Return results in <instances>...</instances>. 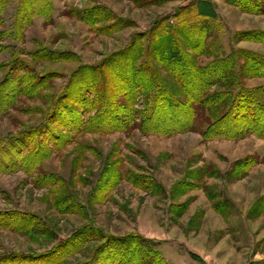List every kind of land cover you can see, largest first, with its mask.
Wrapping results in <instances>:
<instances>
[{"label":"rangeland","instance_id":"rangeland-1","mask_svg":"<svg viewBox=\"0 0 264 264\" xmlns=\"http://www.w3.org/2000/svg\"><path fill=\"white\" fill-rule=\"evenodd\" d=\"M198 1L0 0V263L93 264L98 247L134 236L151 241L145 247L166 264H264V139L146 134L131 126L143 119L145 97L136 96L137 105L130 108L114 88L118 79L112 70L122 69L139 49L153 57L161 50L171 56L172 47L157 37L164 31L160 25L179 24L176 15ZM208 1L217 28L206 42L213 44L212 56L196 57L198 64L238 49L264 55V35L238 37L264 34V13ZM134 41L133 51L123 56ZM112 63L117 64L109 70ZM153 63L164 84L175 87L166 66ZM96 70L104 71L108 85L98 78V93L89 94L85 89ZM31 83L38 84L35 95L28 94ZM243 83L263 86L264 75ZM21 87L23 93L12 94ZM102 87H108L104 96ZM129 110L135 114L129 130L117 131L129 123L123 118ZM105 112L107 119L97 120L108 132L65 131L91 127V120ZM45 125L52 135L41 140L44 159L31 175L14 171L15 141ZM249 158L257 164L239 177L243 165H237ZM37 163L38 158L32 160ZM20 218L32 220L35 228L15 229ZM124 250L122 256L128 254ZM104 255L111 261L113 252Z\"/></svg>","mask_w":264,"mask_h":264},{"label":"trees","instance_id":"trees-1","mask_svg":"<svg viewBox=\"0 0 264 264\" xmlns=\"http://www.w3.org/2000/svg\"><path fill=\"white\" fill-rule=\"evenodd\" d=\"M226 1L238 6L244 12L264 13V2L261 3L259 0ZM215 17V10L211 1H198L195 6H187L176 15L175 18L180 21L179 24L163 25L164 23H161L162 25L160 26H164V31L157 37L161 43L164 42L167 46L172 47V49L168 50L171 54L170 57L167 56L168 54L166 55L164 50H161V56L153 57L150 50L145 55L144 51L142 52L139 49L131 59H128V63L126 62L122 65V69L117 67L113 69L117 63H112L111 66L107 65V67H110L109 70L113 69L112 75L114 76L115 74V77L118 79V85L114 88H116L123 98L128 100L129 103H126L128 107L132 108L133 105L134 107L137 105L138 99L136 96L139 97L141 95L146 99V108L142 113V121L136 125L134 122V125L131 126H134V128L139 127L146 134L156 133L165 136L199 132L205 141L213 139L239 141L250 136L264 139V102L261 100L264 99V85L252 89L243 83L246 79L264 75V55L238 49L236 52L228 56L216 58L206 65H200L196 61V57L212 56L208 52V49L213 44L206 46V42L208 39L213 38L212 33L217 28L212 23ZM263 35V33L256 31L238 33L240 40L254 39V36L261 39ZM177 39H180L181 42L178 43ZM134 42L127 51L123 52V56L130 55L137 45V41ZM182 44H185L184 47L189 48V51L194 52L193 57L190 55L189 57L180 51V45ZM153 47L157 51L159 45ZM52 56L56 58L57 55L52 54ZM142 58H145L146 61L136 65L137 59ZM174 61H177L178 65L174 64ZM153 62L166 66L170 72L171 81L177 84L175 87L171 86L170 83H168L169 87L164 84L165 82L159 74V69L153 65ZM105 68L106 66H104ZM95 72L99 74L97 73V75L90 78L92 83L85 89L89 94L98 93L94 92L98 78H100L99 81L103 80L104 86L108 85L104 71L96 70ZM37 85L31 83L28 87V94L36 90L38 88ZM92 86L94 87L92 88ZM2 87L3 85H0V89ZM102 90V96L108 93V87H102ZM20 93H23L22 87L20 90L15 89L12 92L13 95ZM32 95H35V93L33 92ZM86 99L87 96H84V100ZM85 110H88V108L86 107ZM128 112L123 115V118L129 122L126 125L127 127H118L117 131L125 130V128L129 130L135 114L133 111L130 112V110ZM106 113L98 114L95 119L91 120V127H81L78 131L67 129L66 127L65 131L76 133L87 130L91 132L93 130L108 132L101 127L107 125H100V122L97 120L100 117L103 121L106 120ZM164 117H168L167 120ZM114 120L115 124L119 123L118 118ZM161 120L163 122L158 123ZM107 123L111 122L107 121ZM51 130L48 125H45L18 137L15 141L19 144L17 153L14 154L16 158H13L14 155L11 156V160L14 159L11 163L16 169L14 171H23L27 175L34 173L33 171L36 170L37 165L44 159L43 152L46 149V145L43 142L46 140V135L52 132ZM39 138L41 139L39 140ZM37 139L38 142L36 141ZM42 139L44 140L43 142H41ZM54 139V141H59L61 138ZM4 146L3 144L1 145V147ZM8 146L11 145H7V149L4 148V150H10ZM36 158H38V163L35 166L32 164V160ZM9 164L5 163L4 165L6 167ZM256 164L257 162L254 159L249 158L237 165H243L242 173L239 177L247 173ZM44 182L52 183L53 181L47 182L45 178ZM18 220L19 224L15 226V229L19 231L28 233L31 232V229L35 228L36 223L33 225L32 220L22 218ZM147 244L150 245L152 243L151 241L134 236L113 239L107 245L98 247L96 260L93 264H166L158 252L145 247ZM124 247V251H128V254L122 256L119 250H122ZM59 248L56 247L53 252ZM110 252H113L111 261H108L110 259L109 256L102 257L105 256L104 254ZM5 259L8 258L2 260ZM13 259L17 261L18 257H13ZM23 263L25 262L22 261Z\"/></svg>","mask_w":264,"mask_h":264}]
</instances>
